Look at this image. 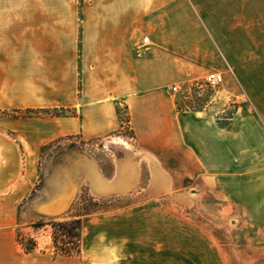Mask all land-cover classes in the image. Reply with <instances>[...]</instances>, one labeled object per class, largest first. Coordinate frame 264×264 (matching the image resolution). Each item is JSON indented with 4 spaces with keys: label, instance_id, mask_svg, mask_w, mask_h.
I'll use <instances>...</instances> for the list:
<instances>
[{
    "label": "rangeland",
    "instance_id": "1",
    "mask_svg": "<svg viewBox=\"0 0 264 264\" xmlns=\"http://www.w3.org/2000/svg\"><path fill=\"white\" fill-rule=\"evenodd\" d=\"M42 3L0 0V10H36L43 8ZM219 3V10L204 18L211 30L204 35L206 41L211 39L219 45L221 54L209 56L214 62L208 59L202 69L195 67L186 82L170 78L160 88L179 109L199 111L215 105L218 110L226 106L228 97L224 93L237 84L228 58L241 65L244 58L261 61L260 49L253 47L246 33L250 30L246 31L243 24L264 23V15L260 17L264 0H251L247 17L243 2L237 0L232 37L235 49L228 48V24L233 19L227 1ZM17 32L18 28L14 33L0 34V132L16 144L23 175L17 187L16 178L12 188L0 190V233H11L17 247L25 250L37 247L54 254L63 249L75 252V238L66 230H74L71 221L78 218L81 237L76 256L87 250L92 264H117L123 257L121 234L128 227L140 229L133 233L140 242V264H264V224H250L246 218L240 221L242 211L225 198L222 202L211 189L205 191L198 175L182 176L179 160L169 152L158 150V161L146 152L136 151L124 100L116 99L115 126L97 128L86 124L84 113L88 107L82 109L80 103L85 96H93L88 95L89 91L109 82L84 75L85 66L80 63H69L75 60L69 58L75 50H62L58 58V52L51 48H36L32 37L21 41L24 35ZM251 34L255 42L264 41V34ZM212 71L222 76L216 86L204 83L205 74ZM173 85L180 86L179 91H172ZM125 157L136 162L137 173L134 184L121 191H95L80 168L86 161L92 162L107 182L115 177L116 165ZM154 163L163 174L167 173L165 187L151 183ZM171 165L172 171L166 168ZM66 174L75 184L71 200L58 213L43 212L39 203L59 194ZM189 191L195 195L189 196ZM229 219L237 223L230 224ZM153 245L155 254L151 251Z\"/></svg>",
    "mask_w": 264,
    "mask_h": 264
},
{
    "label": "crops",
    "instance_id": "2",
    "mask_svg": "<svg viewBox=\"0 0 264 264\" xmlns=\"http://www.w3.org/2000/svg\"><path fill=\"white\" fill-rule=\"evenodd\" d=\"M221 1H227L233 19L228 24V48L235 49L232 37L237 0H43V8L36 10H0V34H11L18 28L17 33L24 35L21 41L32 37L36 48H51L58 52V58L62 50H75L69 55L75 60L69 63H80L85 66L84 75L109 82L89 91L93 96H85L80 103L82 109L88 107L86 124L115 126L116 99L124 100L136 151L158 161V150L169 152L179 160L182 176L198 175L205 191L211 189L222 202L225 198L242 211L240 221L246 218L250 224H264V41L255 42L251 34H264V23L243 24L246 31L250 30L246 33L253 47L260 49L261 61L244 58L241 65L228 58L237 84L224 93L226 106L218 110L215 105L199 111L179 109L166 90L160 89L170 78L186 82L194 69L204 68L208 59L213 61L209 56L221 54L219 45L211 39L206 41L204 35L211 31L204 18L219 10ZM238 1L243 2L247 17L251 0ZM143 36H147L145 44L141 42ZM244 51L246 54V48ZM240 96L244 98L238 99ZM124 161L132 163L135 181L136 162L128 157ZM166 168L174 170L172 165ZM164 173L152 165L154 187L166 186ZM22 175L21 167L16 187ZM114 178L106 181L112 183ZM193 194L189 191V196ZM128 228L121 234L123 257L117 264H140V242L133 234L140 229ZM155 250L153 245L154 254ZM0 264H92V260L87 250L81 256L54 254L47 248L25 250L17 247L11 233H0Z\"/></svg>",
    "mask_w": 264,
    "mask_h": 264
},
{
    "label": "bare ground",
    "instance_id": "3",
    "mask_svg": "<svg viewBox=\"0 0 264 264\" xmlns=\"http://www.w3.org/2000/svg\"><path fill=\"white\" fill-rule=\"evenodd\" d=\"M21 157L16 144L6 133L0 132V190L12 188L21 170ZM87 179L97 192L125 190L134 183L133 165L129 161L117 163V175L110 184L105 183L98 174L92 162L86 161L81 165ZM75 190L70 174L65 175L64 183L59 194L46 202L39 203L40 209L46 213H58L67 206ZM39 209V208H38ZM230 224L236 221L228 220Z\"/></svg>",
    "mask_w": 264,
    "mask_h": 264
},
{
    "label": "trees",
    "instance_id": "4",
    "mask_svg": "<svg viewBox=\"0 0 264 264\" xmlns=\"http://www.w3.org/2000/svg\"><path fill=\"white\" fill-rule=\"evenodd\" d=\"M71 224L73 226V229L74 230H66L67 231V234L70 236V237H74L75 238V252L73 251H69L68 249H63L64 251H62V253H59L61 255H68V256H71V255H77L79 253V242H80V237H81V222H80V219H74L71 221ZM73 243V241H72Z\"/></svg>",
    "mask_w": 264,
    "mask_h": 264
},
{
    "label": "built area",
    "instance_id": "5",
    "mask_svg": "<svg viewBox=\"0 0 264 264\" xmlns=\"http://www.w3.org/2000/svg\"><path fill=\"white\" fill-rule=\"evenodd\" d=\"M141 42H142V44L147 43V36H143L141 38ZM203 79H204V83L206 85H210V86H216V85H218L219 83L222 82L221 74L217 73V72H213V71L212 72H208L207 74H205ZM171 89H172V91L177 92V91H179L180 86H174L173 85L171 87Z\"/></svg>",
    "mask_w": 264,
    "mask_h": 264
}]
</instances>
